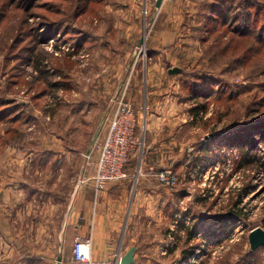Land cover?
<instances>
[{
	"label": "rangeland",
	"instance_id": "obj_1",
	"mask_svg": "<svg viewBox=\"0 0 264 264\" xmlns=\"http://www.w3.org/2000/svg\"><path fill=\"white\" fill-rule=\"evenodd\" d=\"M165 1L169 4L161 9L155 0H0V100L9 102L5 106L21 107L22 102L26 106L22 118L29 121L33 116L12 144L22 184H38L40 192L53 193L48 199L53 205L46 208L39 200L32 207H38L39 226L54 230L55 255L70 257L61 232L68 199L73 202L86 188L83 184L91 182L97 146L113 114L111 102L115 110L123 97L133 104L139 138L125 170L134 167L150 144L158 149V158L150 161L154 171L162 154L166 158L159 171L169 168L176 175L173 189L181 202L167 207L166 218H157L155 229L158 235L166 229L175 232L167 239L173 250L166 264L174 263L189 243L195 254L189 264H264V247L247 254V233L264 228V0H252L255 3L245 8L258 16L246 34L236 30L235 18L223 25L205 21L204 42L195 36L200 45L183 43L182 53L179 46L174 48L176 58L168 50L169 59L162 54L147 60L150 49L138 42L141 37L143 43L149 42L158 24H170L180 20L179 13L181 17L189 13L185 27L178 21V29L172 31L177 39L192 38L196 32L186 26H194L190 13L202 0ZM247 1L251 0H232L236 7ZM49 23L58 29L31 44L32 36L40 35ZM30 46L35 48L30 62L14 69L11 56ZM36 56L44 67L42 74L34 69ZM172 66L179 71L166 74ZM149 67L164 74L147 80L143 73ZM116 71L119 78L110 77ZM206 84L209 89L199 92ZM146 96L166 100L158 106L149 99L146 109L142 101ZM151 114L170 120L158 123L149 138L143 121ZM1 128L4 124L0 135ZM35 140L39 152L32 164L28 151ZM240 156L245 159L240 161ZM159 171L156 180L164 184ZM247 181L250 192L240 205L245 206V218L237 219L228 215V205ZM189 228L193 240L187 239ZM159 257L155 253L146 260L159 264Z\"/></svg>",
	"mask_w": 264,
	"mask_h": 264
},
{
	"label": "crops",
	"instance_id": "obj_2",
	"mask_svg": "<svg viewBox=\"0 0 264 264\" xmlns=\"http://www.w3.org/2000/svg\"><path fill=\"white\" fill-rule=\"evenodd\" d=\"M208 1L210 0H202L199 2L196 11L190 13V16L195 18V24L193 27L187 25L186 28H192L196 31L192 36L193 39L187 36H185V39L182 37L177 39L176 33L172 31L174 28L178 29L176 24L178 21L179 26L185 27L184 23L190 20L189 13H182V17L179 13L180 20H170V24L168 22L166 25L158 24L156 27L158 31H156L155 36L149 42L143 44V46L147 44L150 49V56L147 57V60L160 57L162 54L164 55L162 58L167 59L168 50H170V53L174 52L175 57L173 58H176L177 51H174V48L176 49L179 46L178 51L182 53L181 45L183 43L192 42L200 45V41L195 40V36L202 40L200 30L203 26L201 24H204L205 21L210 20L215 15L211 9L208 10L204 7ZM165 2L163 0L161 3V9L169 4L166 5ZM161 11L163 12V10ZM169 16L170 14H168ZM201 20H203V23ZM193 22L194 20H192V24ZM145 54L144 58H146ZM112 68L113 70H108L110 73L115 71L116 66ZM34 69L37 70L36 65ZM169 69L165 71L166 74L169 73ZM108 71L105 76L108 75ZM159 73L164 74L163 71L159 72L158 69L152 70L149 67L143 74L147 76L148 80L156 77ZM110 77L119 78V74L116 71V73L110 74ZM155 88L157 89V86ZM156 93L160 92L149 91V95H155ZM148 100L151 104L155 103L159 106L166 99L160 97L157 100L152 96H146V99L142 100L146 109L148 108ZM4 103L9 102L0 100V125L4 124L0 135V148L2 147L0 149V264H56L59 259L60 264H70L68 255H55L54 230L49 229L48 225L46 229L39 226L36 221L38 207L37 209L32 207L34 203L39 205V200H42L46 208L53 205L48 200L49 197H53V193L49 195L48 191L40 192L38 184H22L21 172L16 166L18 163L17 157L19 156L16 153L17 148L12 144L20 139L27 124L33 122V116L30 117L29 121L27 118H22L24 114L23 107L26 108L22 102L19 103L21 107L18 103L12 104L13 106H5ZM111 103L112 110L110 114L114 112V104ZM169 120L167 118L160 120V117H157L156 114L147 117L145 122L143 121L147 137H151V131L158 123H167ZM146 135L144 136L146 137ZM170 139H172L171 134ZM36 141L30 142L32 146L33 143L35 144V148L30 145L31 149L28 151L32 164H36L39 152ZM169 143L171 144L170 141ZM145 148L146 150L142 151L143 154L137 157L134 167L131 166L128 169L129 172L126 169L128 177L123 182L109 184L105 190L99 192H95L90 187L88 189L82 187L77 198L72 200L73 202L68 199L61 232L69 256L75 237L91 236L92 256L95 259L114 261L117 259L118 254L120 256L131 246H136L134 264H149L152 261L150 259L146 260V257L155 253L160 254V259L157 260L159 264L168 263V256H172L170 252L173 249L167 246V239L170 238L171 234L175 235V232L166 229L159 235L155 233L157 218L161 220L162 216L165 219L167 207L177 205L178 202L176 201L181 202V198L174 191L176 186L169 188L156 180L155 173L157 169L158 171L161 169L160 165L164 166L163 159L166 156L160 155L161 163L156 166V171H154L155 165L150 161L153 159L152 156L158 158V149L150 146V144ZM170 213L174 216L177 215V213L169 211V215H171ZM181 222L182 220H180ZM181 226H183L182 223ZM181 232H178V238L181 237ZM156 238H158V242L153 241ZM189 240H193L192 230H190ZM189 245L192 246L190 243ZM186 247H183L182 250ZM182 250L177 255V260H174L172 264L177 263L182 257ZM194 258L193 251L181 263L189 264Z\"/></svg>",
	"mask_w": 264,
	"mask_h": 264
},
{
	"label": "built area",
	"instance_id": "obj_3",
	"mask_svg": "<svg viewBox=\"0 0 264 264\" xmlns=\"http://www.w3.org/2000/svg\"><path fill=\"white\" fill-rule=\"evenodd\" d=\"M136 114L132 103L123 101V97L111 115L107 130L97 146V157L93 175L85 187L95 192L103 191L109 184L123 182L128 174L125 170L132 150L137 146L139 138L135 133ZM159 181L167 187H175L176 175L171 169L158 172ZM117 259H95L92 256L91 236L75 237L71 247L70 264H118Z\"/></svg>",
	"mask_w": 264,
	"mask_h": 264
},
{
	"label": "trees",
	"instance_id": "obj_4",
	"mask_svg": "<svg viewBox=\"0 0 264 264\" xmlns=\"http://www.w3.org/2000/svg\"><path fill=\"white\" fill-rule=\"evenodd\" d=\"M252 3H255V2L252 0L247 1L245 3H241L239 7H236L235 2L233 3L232 0H210L207 4H205L204 7L208 10L211 9V11L215 13V15L210 20H207V22H209L211 24L212 23H216V24L220 23L223 25V24H226V21L230 22L232 20V18H235L236 30L239 33L246 34L247 30H251L255 19L258 17V16L256 17V15L253 16L251 11L245 10V8L248 7ZM82 5L80 7H78L79 9L76 10L77 12L81 11ZM202 26H203V28L200 30L201 35H202V33H205V31H207V33H208L207 28H205L203 24H202ZM61 27L62 26H60V28ZM215 27H216V25L213 26V28H215ZM56 29H58V28H54V26L51 25V23L44 25L43 32H40L41 33L40 35L32 36L31 44L34 45L36 42L43 41L45 38L51 36ZM258 31L260 34L262 30L260 29ZM202 41L204 42V36H202ZM34 50H35V48H33V46L23 47V48L20 47L19 53H15L13 56H11V59H10V60H13V59L15 60V64L13 65L14 69H16V68L21 69V66H23L22 64L29 63L31 60V55L33 56L32 53L34 52ZM38 59L39 58L36 56V60H35L36 68L38 71H40V74H42L45 72V70H43L44 67L40 66V64L37 63ZM40 61L42 62L41 59H40ZM52 84L55 85V83H52ZM55 86H57V85H55ZM207 89H209L208 84L202 86L200 88L199 92H204L205 90L207 91ZM194 99H196V98L194 97ZM261 131H263V130H261ZM243 159H245V156H240L239 160L242 161ZM252 160L253 159H249L248 161H252ZM253 162L254 161H252V163ZM262 164L264 165V162ZM239 167H242V165ZM255 169H257V167H255ZM249 192H250V183L247 181V183L243 184V186H241V188L239 189V192L237 194L238 195L237 199H235L234 201L231 202L230 205H228V207H230L229 211H228V215L233 216L237 219H244L245 218L244 214L242 213V209L245 206H240V205L243 202V196L248 194ZM263 226H264V221H263ZM187 239H190V229L187 231ZM193 251H194L193 246H188V247H186V249L182 250V257L177 261L176 264H182L181 262L184 259L188 258ZM256 251H257V249L255 251H249V249H248L247 254L252 256V255H255Z\"/></svg>",
	"mask_w": 264,
	"mask_h": 264
},
{
	"label": "water",
	"instance_id": "obj_5",
	"mask_svg": "<svg viewBox=\"0 0 264 264\" xmlns=\"http://www.w3.org/2000/svg\"><path fill=\"white\" fill-rule=\"evenodd\" d=\"M163 0H155V6L159 7ZM143 43V37L140 38L138 45L141 46ZM179 71V68L172 67L168 70L169 73H176ZM90 151H86L88 154ZM247 244L249 251H255L260 247H264V228L257 226L249 230L247 233ZM136 251V246H131L124 254L120 255L117 262L118 264H134V252ZM60 264V259L56 262Z\"/></svg>",
	"mask_w": 264,
	"mask_h": 264
},
{
	"label": "bare ground",
	"instance_id": "obj_6",
	"mask_svg": "<svg viewBox=\"0 0 264 264\" xmlns=\"http://www.w3.org/2000/svg\"><path fill=\"white\" fill-rule=\"evenodd\" d=\"M197 260V259H196ZM195 261V260H194ZM196 262V261H195Z\"/></svg>",
	"mask_w": 264,
	"mask_h": 264
}]
</instances>
